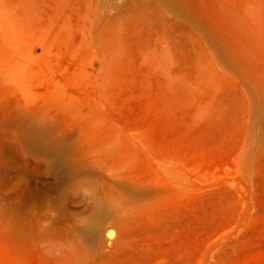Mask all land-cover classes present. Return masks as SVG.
<instances>
[{
  "label": "rangeland",
  "instance_id": "374dc122",
  "mask_svg": "<svg viewBox=\"0 0 264 264\" xmlns=\"http://www.w3.org/2000/svg\"><path fill=\"white\" fill-rule=\"evenodd\" d=\"M0 23V264H264V0H0Z\"/></svg>",
  "mask_w": 264,
  "mask_h": 264
},
{
  "label": "bare ground",
  "instance_id": "6f19581e",
  "mask_svg": "<svg viewBox=\"0 0 264 264\" xmlns=\"http://www.w3.org/2000/svg\"><path fill=\"white\" fill-rule=\"evenodd\" d=\"M2 23V22H1ZM0 23V24H1ZM114 43V42H113ZM108 46V45H107ZM111 51V50H110ZM262 115V114H261ZM263 116V115H262ZM36 117V116H35ZM29 121H30V119H28ZM27 120V121H28ZM40 119H38V120H35V119H33V120H31L29 123H28V127L26 128V130H25V134L27 135V138L32 142V143H34V144H36L37 142H38V137H39V135H41V133L43 132V131H45V130H47L48 129V127H47V129H46V126H45V124L43 123V122H41V121H39ZM27 123V122H26ZM49 139V138H48ZM50 140V139H49ZM48 140V142L47 143H45L46 145H45V149L47 150V151H51L52 150V147H53V145H52V142L51 141H53V139H51L50 141ZM47 141V140H46ZM250 142V141H249ZM248 143V142H247ZM252 143V142H251ZM251 145V144H250ZM254 145V144H253ZM253 145H251V146H253ZM246 148H247V150H246V152H245V154H243L244 155V159H247V157H249V156H251V150H250V148H248L247 147V145H246ZM252 149V148H251ZM166 169H168V168H166ZM142 192V191H141ZM129 202V201H128ZM119 203V202H118ZM113 204V203H112ZM122 204V203H121ZM120 204V205H121ZM112 207H113V205H112ZM124 207V206H123ZM108 208V207H107ZM107 208L105 209V211L107 212ZM103 209H104V207H103ZM114 209V208H113ZM108 210H109V208H108ZM112 211H114V210H112ZM118 212H120L119 211V208H118ZM115 214V213H114ZM117 218V217H116ZM115 219V218H114ZM95 226V225H94ZM32 227V226H31ZM18 228H20V227H18ZM33 229V228H32ZM18 230H21V229H18ZM31 230V229H30ZM94 230H95V227H90L86 232L88 233V234H90V233H93L94 232ZM19 232V231H18ZM21 233V232H20ZM86 233V234H87ZM42 236V235H41ZM89 236V235H88ZM91 236V235H90ZM96 236V235H95ZM16 237H18V236H16ZM20 237V236H19ZM40 238H42V237H40ZM47 238V237H46ZM51 238V237H50ZM17 239V238H16ZM20 239V238H19ZM43 240V239H42ZM40 243V242H39ZM74 244V243H73ZM76 244V243H75ZM83 245H85V244H83ZM82 245V243L81 244H79L78 246H76V250H75V253H73V255L71 256L72 257V260L75 262V264H84V262H85V260L88 258L87 256H88V250L86 249V247L85 246H83ZM49 246V245H48ZM74 246V245H73ZM50 248V247H49ZM54 248V247H53ZM73 247H71V249H72ZM64 249V248H63ZM69 249V248H68ZM68 249H66V250H68ZM74 249V248H73ZM61 250V249H60ZM69 251V250H68ZM70 260V259H69ZM86 264V263H85Z\"/></svg>",
  "mask_w": 264,
  "mask_h": 264
}]
</instances>
